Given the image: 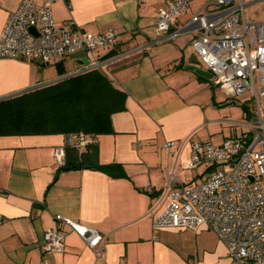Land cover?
Returning <instances> with one entry per match:
<instances>
[{"label":"crops","instance_id":"1","mask_svg":"<svg viewBox=\"0 0 264 264\" xmlns=\"http://www.w3.org/2000/svg\"><path fill=\"white\" fill-rule=\"evenodd\" d=\"M170 1L55 0L58 23L73 20L94 35L115 29L117 42L92 55L78 50L45 65L0 61V100L93 66L126 95L125 109L112 114L113 130L93 137L98 167L62 170L53 153L64 144L65 133L0 135V264H40L43 259L52 264H229L224 242L211 229L153 227L166 206L152 210L169 172L184 185L198 182H185L181 176L183 168L191 169L187 164L193 141L222 144L227 137L241 136L245 130L237 124L239 131L236 123L248 120L243 104L252 103L241 100V118L235 119L234 100L220 92L213 77L193 68L206 66L193 46L197 29L187 22L197 11L215 8L214 1L189 0L170 33L159 36L157 18ZM20 4L0 0V33ZM51 64L56 68H46ZM168 141H174L170 148L164 145ZM138 142L142 144L136 147ZM62 218L104 235L103 257L97 258ZM50 228L64 232V252L44 250Z\"/></svg>","mask_w":264,"mask_h":264},{"label":"built area","instance_id":"2","mask_svg":"<svg viewBox=\"0 0 264 264\" xmlns=\"http://www.w3.org/2000/svg\"><path fill=\"white\" fill-rule=\"evenodd\" d=\"M54 1L21 0L0 33V61L50 62L78 50L92 55L94 50L117 42L115 29L94 35L82 31L73 20L58 23L52 10ZM213 1L215 8L205 7L187 22V27L197 29L193 46L228 97L251 93L247 99L254 105L253 117L236 123L244 133L227 137L222 144L209 139L193 141L187 166L194 169L208 164L205 174L200 181L184 185L175 172H169L152 210L162 203L166 206L154 218L153 227L195 232L211 229L224 242L229 264H264V19L247 18L246 9L253 2ZM188 7L189 0H171L161 9L156 22L159 36L169 34ZM32 26L37 34L30 30ZM93 141L96 139L84 132L65 133L64 144L54 148L55 162L65 166L68 147L83 151ZM173 144L168 141L164 145L170 148ZM62 220L86 241L97 258L103 257L104 235L78 221ZM43 248L47 253L64 252V232L48 229ZM40 264L52 263L43 259Z\"/></svg>","mask_w":264,"mask_h":264},{"label":"trees","instance_id":"3","mask_svg":"<svg viewBox=\"0 0 264 264\" xmlns=\"http://www.w3.org/2000/svg\"><path fill=\"white\" fill-rule=\"evenodd\" d=\"M60 74L64 65L58 63ZM126 95L98 69L78 73L0 100V135L84 132L108 133L112 114L125 109ZM250 103V102H249ZM248 119L250 105L244 103ZM98 167L96 141L83 151L67 148L66 165Z\"/></svg>","mask_w":264,"mask_h":264},{"label":"rangeland","instance_id":"4","mask_svg":"<svg viewBox=\"0 0 264 264\" xmlns=\"http://www.w3.org/2000/svg\"><path fill=\"white\" fill-rule=\"evenodd\" d=\"M247 1L253 2L246 9L247 18L248 19H254V20L264 19V0H247ZM46 68H56V67H55V65L51 64V65L46 66ZM219 90L222 94L225 93L221 88ZM250 96H251V93L247 92V93H244L238 97H229L232 100H234L235 105H236V107L234 108V111H233V117L235 119L241 118L242 112L240 110L241 109L240 106L242 103L240 101L247 99V98L249 99ZM250 108H251V110L254 109V105L252 103L250 104ZM243 120H245V119H243ZM237 127L239 128V131L241 128H243L242 126L240 128V126H238V125H237ZM207 166H208V164H204V165L200 166V168H198V169H186V170H184V168H183L182 172H181V176L185 182H188L189 180H191L193 178H195V181H200V179L205 174V170H206Z\"/></svg>","mask_w":264,"mask_h":264},{"label":"water","instance_id":"5","mask_svg":"<svg viewBox=\"0 0 264 264\" xmlns=\"http://www.w3.org/2000/svg\"><path fill=\"white\" fill-rule=\"evenodd\" d=\"M30 30L36 34L38 33L35 26L30 27ZM39 63H42L43 65H45L44 62H39ZM193 68H195L199 73H201L202 75H204L208 78L213 77V74L207 68H204L201 66H193ZM81 167H82L81 164H76V165H71V166L65 165V166H63L62 170H70V169L81 168Z\"/></svg>","mask_w":264,"mask_h":264}]
</instances>
